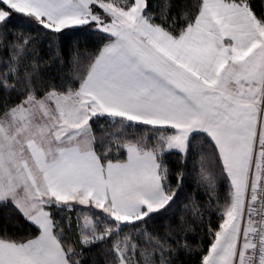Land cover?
I'll use <instances>...</instances> for the list:
<instances>
[{
  "label": "snow or ice",
  "instance_id": "6c2138e0",
  "mask_svg": "<svg viewBox=\"0 0 264 264\" xmlns=\"http://www.w3.org/2000/svg\"><path fill=\"white\" fill-rule=\"evenodd\" d=\"M0 264H264V0H0Z\"/></svg>",
  "mask_w": 264,
  "mask_h": 264
},
{
  "label": "trees",
  "instance_id": "16d2710c",
  "mask_svg": "<svg viewBox=\"0 0 264 264\" xmlns=\"http://www.w3.org/2000/svg\"><path fill=\"white\" fill-rule=\"evenodd\" d=\"M257 2H258V0H257Z\"/></svg>",
  "mask_w": 264,
  "mask_h": 264
}]
</instances>
